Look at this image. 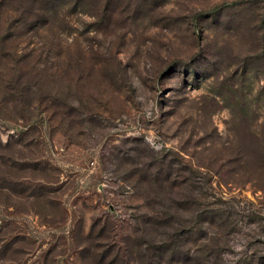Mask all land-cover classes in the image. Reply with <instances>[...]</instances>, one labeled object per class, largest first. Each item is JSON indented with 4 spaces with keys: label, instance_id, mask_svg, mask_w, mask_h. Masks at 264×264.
Wrapping results in <instances>:
<instances>
[{
    "label": "rangeland",
    "instance_id": "374dc122",
    "mask_svg": "<svg viewBox=\"0 0 264 264\" xmlns=\"http://www.w3.org/2000/svg\"><path fill=\"white\" fill-rule=\"evenodd\" d=\"M0 264H264V0H0Z\"/></svg>",
    "mask_w": 264,
    "mask_h": 264
},
{
    "label": "trees",
    "instance_id": "16d2710c",
    "mask_svg": "<svg viewBox=\"0 0 264 264\" xmlns=\"http://www.w3.org/2000/svg\"><path fill=\"white\" fill-rule=\"evenodd\" d=\"M135 155H136V161L138 163V165L141 167V169L139 170L140 173H136L135 176V181L136 182H147L149 185H151L152 187H156L159 190V193L165 191L168 193V198H166L168 200V202L166 200L162 201L161 204H166L169 203L171 205H174L176 208L175 209H180L181 207L175 205V202H178L179 199H176V197H174V195L172 194V187L176 186L175 182H171V178L173 175V166L169 163V162H165V161H157L155 162L154 159V154H146V153H141V149L140 148H136L134 150ZM190 179V178H188ZM191 193V195H190ZM187 196H192V191L190 192ZM194 193V192H193ZM186 196V195H185ZM194 197V195H193ZM203 193L197 194V198L194 197V199L196 198L197 203L199 204L200 201H202L203 198ZM170 201V202H169ZM154 212V213H153ZM150 220L155 224L153 225V227H148V233L150 232H155L159 235H163V232L161 231L160 227H165V228H170L174 223H177L178 220L177 218H179L178 215H172L171 213H167V212H157L155 210H152L151 214H150ZM202 219L208 221L210 223V225H216L219 228H224L226 227V224H224V226H221V224L219 223L220 220L223 219V214L222 213H213V214H209V212H205L203 214V216H201ZM218 221V222H217ZM226 221V220H225ZM182 225H185L184 223ZM181 234H187L190 236H193L195 234H200L203 235L202 237H204V239L206 240H218L220 238L215 237V235H213V233H211L209 226L206 227V230H204L203 228H190V229H186L184 228L183 232ZM199 235V236H200ZM170 244H168L169 246ZM161 247H164L161 246ZM160 247V248H161ZM173 250V249H172ZM198 251V252H197ZM199 249L196 250H191V254L189 252V254H183V259H185L186 256H188L189 258H193L197 255V253H199ZM173 256H177V258L182 257V254H177L175 252H172Z\"/></svg>",
    "mask_w": 264,
    "mask_h": 264
}]
</instances>
